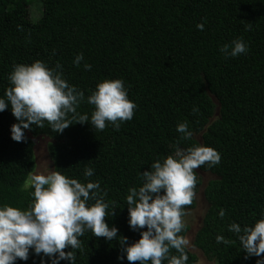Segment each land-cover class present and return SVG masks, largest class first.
<instances>
[{
    "label": "trees",
    "instance_id": "trees-1",
    "mask_svg": "<svg viewBox=\"0 0 264 264\" xmlns=\"http://www.w3.org/2000/svg\"><path fill=\"white\" fill-rule=\"evenodd\" d=\"M39 1L41 14L33 21L31 0H0V97L13 64L41 60L49 67L58 62L66 81L85 97L98 82L120 78L137 107L118 131L110 125L97 131L87 122L73 121L56 133L45 122L42 128L24 130L21 142L10 136V126L17 123L10 107L0 112V204L27 207L32 188L24 184L35 169L28 134L47 136L54 141L48 146L53 171L81 183L99 180L107 193L106 211L114 210L105 222L130 245L146 228L133 231L127 223V189L139 186L140 173L173 154L174 145L209 146L221 159L212 168H198L215 178L203 189L207 210L193 245L212 264H256L260 257L245 259L227 225L251 226L264 209V0ZM198 23L203 30L196 28ZM237 37L247 43V53L224 58L219 47ZM78 53L84 59L77 67L72 61ZM84 63L91 68L85 70ZM92 110L86 102L77 108L89 117ZM185 120L193 132L187 140L176 131ZM85 166L93 168L91 177H84ZM198 187L196 173L194 192ZM194 207V198L184 206L186 211ZM220 208L223 219L217 215ZM187 230L185 226L180 234ZM217 235L232 243L218 244ZM78 239L74 264H138L117 260L122 255L119 238L109 241L85 232ZM185 251L186 264H196V255ZM40 262L31 250L26 261H15ZM45 262L49 264L46 257Z\"/></svg>",
    "mask_w": 264,
    "mask_h": 264
},
{
    "label": "clouds",
    "instance_id": "clouds-1",
    "mask_svg": "<svg viewBox=\"0 0 264 264\" xmlns=\"http://www.w3.org/2000/svg\"><path fill=\"white\" fill-rule=\"evenodd\" d=\"M203 23L196 28L203 30ZM224 58L246 54L247 43L237 37L219 47ZM84 59L82 53L74 56V66ZM85 70L91 68L84 63ZM62 66L57 62L49 67L41 60L31 64L16 63L7 76L9 86L0 97V112L10 107L17 121L10 126L13 141L25 139L24 130L30 125L43 127L47 122L56 133L62 132L70 124L87 122L97 131L106 126L119 130L121 124L131 120L135 102L129 100L127 88L120 78L98 82L91 94L85 97L84 91L70 85L63 77ZM82 102L93 106L91 115L80 114L77 108ZM193 112L198 109L193 106ZM71 114V116H69ZM176 131L182 139H189L193 132L188 121L179 122ZM174 152L162 159L154 160L149 170L140 173L141 184L127 189L125 202L128 211L127 223L133 231H140V238L127 244V238L117 236L118 229L105 222L109 203L104 197L106 191L100 188L99 180L81 183L57 171L46 174H29L24 187L31 186L32 198L26 208L0 204V264H15L17 259L26 261L29 252L41 257L40 264H74L75 250L81 248L78 239L85 232L106 240L117 239L122 255L128 262L138 264H186L185 251L188 239L180 233L185 229L184 206L193 202L196 173L194 169L205 165L212 168L220 162V155L209 146L193 145L180 148L174 145ZM93 168L85 166V178L93 175ZM94 201V203H89ZM217 215L223 219L225 211L220 208ZM260 219L253 225L243 228L236 222L227 225L234 233L248 257H260L256 264H264V209ZM216 242L225 245L232 243L223 235L216 236ZM70 247L71 250L64 251ZM175 249L179 255L171 254Z\"/></svg>",
    "mask_w": 264,
    "mask_h": 264
},
{
    "label": "rangeland",
    "instance_id": "rangeland-1",
    "mask_svg": "<svg viewBox=\"0 0 264 264\" xmlns=\"http://www.w3.org/2000/svg\"><path fill=\"white\" fill-rule=\"evenodd\" d=\"M41 10L42 8L40 1L31 0L29 5V18L33 21L38 19L41 14ZM28 136L33 142V153L35 160V169L32 174H46L48 171H53L52 162L48 155V146L54 141L43 135L31 136L28 134ZM194 170L200 179V187H198V190L194 192L193 198L195 207L193 209L187 210L185 216L183 217L185 226L188 229L185 237L188 239L189 243L186 248L188 251L196 255V264H212L213 262L207 260L202 252L194 247L193 239L195 233L201 226L203 216L207 210V203L205 201L203 189L207 182L211 179H214L215 176L208 172L200 171L198 168Z\"/></svg>",
    "mask_w": 264,
    "mask_h": 264
}]
</instances>
